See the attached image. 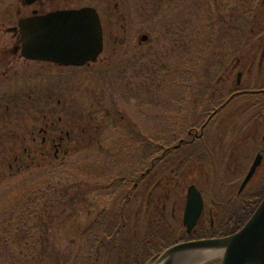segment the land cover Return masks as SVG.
Here are the masks:
<instances>
[{"label": "rangeland", "instance_id": "rangeland-1", "mask_svg": "<svg viewBox=\"0 0 264 264\" xmlns=\"http://www.w3.org/2000/svg\"><path fill=\"white\" fill-rule=\"evenodd\" d=\"M84 6L96 9L101 23L95 61L61 66L25 59L19 48L12 52L20 44L17 21L33 8L44 14ZM261 52L264 0H0V264H155L157 258L145 263L149 233L159 234L161 225L170 243L179 229L185 232L180 220L194 178L187 171L176 187L168 179L180 172L179 153L188 158L182 163L190 162L191 153L197 165L219 166L211 173L212 188L205 185L203 192L205 201H222L214 207L219 215L243 211L251 196L264 194L261 172L243 200L230 196L238 161L246 157L250 163L258 141L248 138L254 134L246 126L243 132L230 127L236 116V128L252 120L258 113L252 105L261 96L216 109L219 114L204 123L209 151L199 144L179 149L186 138L172 153L178 140L170 142L174 124L180 132L194 115L210 110L208 104L224 100L237 60L264 61ZM250 65L243 66L249 72L244 84L256 90L264 86V69ZM244 138L246 150L240 148ZM160 139L171 146L165 152L157 150ZM147 158L163 175L158 185L152 171L141 179ZM131 160L138 174L119 184L115 198L102 200L100 180L117 176ZM198 176L192 182L200 188ZM100 213L105 219L95 238ZM209 237L221 236L202 238ZM90 241L96 242L92 255ZM219 253L199 264H220Z\"/></svg>", "mask_w": 264, "mask_h": 264}, {"label": "water", "instance_id": "water-1", "mask_svg": "<svg viewBox=\"0 0 264 264\" xmlns=\"http://www.w3.org/2000/svg\"><path fill=\"white\" fill-rule=\"evenodd\" d=\"M34 0H27L28 3ZM20 53L26 59L62 65L82 66L95 61L102 50V30L93 7L62 9L20 18L17 22ZM145 35L142 39H145ZM255 161L242 186L256 168ZM203 206L199 191L187 189L182 222L190 233ZM220 251V264H264V197L246 221L233 234L177 243L165 249L155 264H172L189 252Z\"/></svg>", "mask_w": 264, "mask_h": 264}, {"label": "flooded vegetation", "instance_id": "flooded-vegetation-1", "mask_svg": "<svg viewBox=\"0 0 264 264\" xmlns=\"http://www.w3.org/2000/svg\"><path fill=\"white\" fill-rule=\"evenodd\" d=\"M37 1L38 0H34L33 2L28 3L27 0H23V3L26 5H30V4H35ZM56 9H58V8H56ZM56 9H53V10H56ZM53 10H50V11H53ZM17 13L19 14L20 11H18ZM32 14H42V11H39L38 9L33 8L31 10L30 14L24 15L21 17H26V16H29ZM18 42H19V40H18ZM18 48H19V45H17V47H14L12 52L15 54L16 51L18 50ZM263 57H264V54L262 53L261 58H263ZM263 63H264L263 60L256 61V62H241V63H240V60H237L236 64H238L239 68H237L236 65L234 66V67H236V70H237L236 76H235L234 80L230 81V84L231 83L233 84V88L231 90H229L228 94L226 92L223 95V99H224L223 101L220 100V101L216 102V104H214V105L208 104V106L210 107V110H205L201 114L194 115L196 118H193L191 120L189 119L188 124L185 125L184 129L181 130L182 135L180 134L179 138H178V141L185 139L186 137L188 138V140H187V143L185 144L186 146L182 145L179 147V149L180 148L182 149V147L187 148V149H195V147H197V145L199 144L200 146H204L205 150L209 151L208 145H206V143L202 139V136L206 135V133H205L206 126L203 127V124L205 123V121L207 119H209V121H208V123H209L210 121L213 120L214 117H216L219 114V113L217 114V111H216V109L218 107L222 106L221 110H224L225 107H227L232 101L239 99V98H243L244 96H252V94L247 93L249 89L244 84V80H249V79H247L249 77V75H248L249 72L244 71L243 66H244V64H251L250 67H252L253 64H258V67H259L258 69H260V71H261L262 68L264 69ZM52 64H55V63H52ZM234 67H231V68H234ZM226 79H229V77H226ZM225 88H226V85H224V89ZM260 89H264V87H261ZM261 98H263V99L259 100L256 104L254 103L252 105V107L254 108L256 113L258 111V113L256 115L254 114V118L252 120L248 121V123H245V125H241V126H238L236 128L235 126H237V123H238V119L236 116V117H234V119H233L234 121L230 127L231 131L234 130V131H239V132L242 131L243 132V131H245L244 127L246 126L248 128V130H246V131H250L252 135L254 134V136H249L248 138L254 139V141H255V139H258L257 143L254 146L253 145L251 146L255 149L254 150L255 151L254 158L252 160H250V163H249V158L243 157L241 161H238L235 172L232 173V174L237 175L238 178L234 179V180H236V183H235L236 184L235 185L236 190H234V189L232 190L233 193L230 195L231 200H236L237 198H240V197L243 200L244 193L246 194V192H248L251 189V187H248V186L251 183L253 177L256 175H260L261 172H262V174H261L262 178L260 180H261V182H263V177H264V136L262 135L263 137L261 136L260 138H258V136H259L260 132L264 133V93H261ZM209 112H210V114H209ZM235 122H236V124H235ZM242 123H244V122H242ZM247 139L244 138L243 141H241L242 145L240 146V148L246 150V148L248 146L244 145V143H246L245 140H247ZM259 140H260L261 144L258 143ZM162 147L163 146L159 145V149H162ZM235 148H237V147H235ZM177 151L178 150L176 149V150L172 151V153H174V152L176 153ZM188 155H189L190 162L188 160V162L182 163V161L186 160L187 156L184 155L181 157L180 153L178 154L179 157L176 158V161H177L176 165L179 168H181L184 165L182 170L180 169V173H179L180 177L178 178L177 183H179L181 177H183V179H185L184 174L187 173V171H188L191 174L190 178H192V177L194 178V179L190 180L191 183L188 185V187L193 185L199 191V193L201 194L202 199L204 201V206H203L202 212H201L199 219H198L199 222L197 223V226L195 227L194 232L196 231V229H198V227L215 229V228H217V223H224V221L221 222V220L223 219V215H219L220 213H222L221 209L215 210V208H214L218 204L221 205L220 203L222 201L215 203V199H213L212 201L207 200L208 201L207 202V201H205V198H204L205 196H204L203 192L208 191L207 189L212 188L213 184H212V180L210 179L212 174L210 171L213 170L212 173L215 172V174H216L218 172L219 166L217 167L216 165H214L213 168L207 169L203 165H201V166L197 165V161H196L197 157L193 158L191 153H188ZM151 160H152V158L149 160V162ZM255 161L258 163L256 168L252 171V174L250 175L248 181L242 186L244 180L247 178L248 174L250 173L251 167ZM199 162H200V160H199ZM206 162H208V161H206V160L203 161L204 164H206ZM248 163H249V165H247ZM226 165H228V164L226 163ZM157 170L158 169H155L156 172H154V169L152 170L151 178H152V180L156 179L155 182H157V185H158L163 180L162 179L163 175L161 174L160 170H158V171ZM196 175L197 176L199 175L198 177L200 178V181L203 183V184L200 183L202 185L201 187H204L206 189L205 185L207 186L206 190L201 189V187L199 188L198 186H196V184L194 182H192L195 180ZM206 175L208 177L207 178L208 181L206 180ZM203 178L205 180H203ZM196 181L197 180H195V182ZM245 203L246 202H244V204L242 205V207H240V209L241 208H242V210L244 209ZM205 213H208L209 224L207 223ZM216 213H218V214H216ZM180 224L182 225L181 220H180Z\"/></svg>", "mask_w": 264, "mask_h": 264}, {"label": "trees", "instance_id": "trees-1", "mask_svg": "<svg viewBox=\"0 0 264 264\" xmlns=\"http://www.w3.org/2000/svg\"><path fill=\"white\" fill-rule=\"evenodd\" d=\"M260 57H261V55H260ZM260 96H261V94H260ZM261 99H263V98H261ZM212 104L214 105L216 103H213L212 102L211 105ZM181 132H182L181 130H180V132L178 130V124H174V132L172 133L170 142L177 140L179 138V135L180 134L182 135ZM162 141L163 140L160 139L161 144H159V145H161V146L165 145V142L163 143ZM157 150H159V147L157 148ZM155 151L156 150H154V153H155ZM130 154H132V151H130ZM149 160H150V158H147L144 161H142L141 166H143V168H142L141 171H144L145 168H148L151 165H153V166H152V169L150 170V172L154 168L156 169V166L157 165L151 163V161L149 162ZM136 162H139V160H136ZM126 165L125 166H126L127 169H122L120 171V174H118L119 177H118V175L117 176L115 175L114 177L110 178L109 180H107V179L106 180H100L101 182L103 181V183L101 184L102 187H100V191L103 194L99 191L101 195L98 194V196H101L102 197V200L109 201L110 198L111 199L112 198H115L116 197V192H117V190L119 188V184L121 185V182L123 180H126L127 181L133 174H135V173L138 174L137 173V169L135 168V164L133 163L132 160H131V162L127 163ZM180 169L182 170V167ZM179 173L180 172H177L174 175H171L172 177L168 176V179L169 180H171V181L173 180L175 182V184H174L175 187L178 184L177 183V180L180 177L179 176ZM100 179H101V176H100ZM141 179H143V178L141 177ZM129 186H131V185L129 184ZM132 194L133 193H131L130 195H132ZM9 195L11 196L10 199H9V201L7 199L6 200H7L8 203L11 202L10 203V206H11L15 202V190L11 189L9 191ZM262 195H263V193L260 194V195L257 194V195L251 196V198H250V201L251 202H249L246 206H244L243 211L240 210L238 212H233V213L228 212V213L223 214V219L221 220V222L224 221V223H217V228H215L214 230L211 229V228L198 227V229H196L195 232H192L191 234H186L185 232H183L182 229H179L180 231L178 230L179 233L176 235V237H178V238H176L174 241H172L170 243L169 242L167 243V239H166V235L165 234H163V236L161 235V230H160L161 225H160L159 228H158L159 229V234H155L154 235L152 232H150L149 233V236L146 237V240L144 242L147 245L146 261H145V263L147 261L149 262L156 254L160 253L165 247H167L168 244H173V243H176V242H180V241L187 240V239H185L186 237L187 238L188 237L189 238H202V237H206L209 233L210 234H212V233L214 234L215 232H217V234H219L220 236H223V235H227V234H230V233L238 230L247 221V219L250 217V215L253 213V211L257 207L258 203L260 202V200L262 198ZM102 200L100 201L101 202V205L99 207H102V209H103V207L106 204ZM100 202H99V204H100ZM126 202H127V200L124 199L123 206L126 205ZM103 210H101L100 212L102 213ZM158 211L160 212L161 210H158ZM101 213L99 214V225H98V228H97V231L98 232L95 231L94 234H93L95 236V238L96 237L98 238V236H99V230H101V226H102V224L104 222V219H105V216H101ZM105 214H107L106 211L102 213V215H105ZM226 216H229L230 217L229 220H228V222L225 221V217ZM159 223H161V222H159ZM118 233L119 232H115L114 235H118ZM151 233H152V235H151ZM85 237L86 236H84L85 241H88V239L85 238ZM95 244H96V242L90 241V245H91V247H90V254L91 255L93 254V249H94V245ZM143 262H144V260H143Z\"/></svg>", "mask_w": 264, "mask_h": 264}, {"label": "bare ground", "instance_id": "bare-ground-1", "mask_svg": "<svg viewBox=\"0 0 264 264\" xmlns=\"http://www.w3.org/2000/svg\"><path fill=\"white\" fill-rule=\"evenodd\" d=\"M19 50H20V48H19ZM21 57H23V56H21ZM28 60H31V59H28ZM32 61H37V60H32ZM215 257L217 258V255H213V252H211V251L199 252V253L189 252L186 255L182 256L181 258H173L172 264H199V262H202V263H203V261L207 262L208 259H213Z\"/></svg>", "mask_w": 264, "mask_h": 264}]
</instances>
